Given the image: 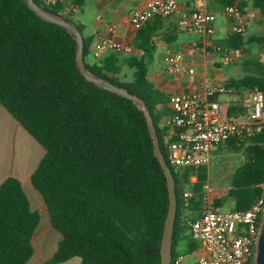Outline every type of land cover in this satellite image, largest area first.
Masks as SVG:
<instances>
[{
  "label": "trees",
  "instance_id": "16d2710c",
  "mask_svg": "<svg viewBox=\"0 0 264 264\" xmlns=\"http://www.w3.org/2000/svg\"><path fill=\"white\" fill-rule=\"evenodd\" d=\"M214 1L217 10L233 3ZM248 2L243 0L241 7ZM253 7L263 33L230 34L227 46L248 54L242 60L244 75L228 84L238 91L257 87L264 92V61L246 49L251 44L264 47V0H254ZM44 8L65 17L60 9ZM166 19L157 17L137 31L133 45L144 52L142 57L109 53L95 60L93 37L84 36V42L85 62L94 74L147 102L168 161V128L160 124L172 114L170 96L149 80L146 64L156 48L155 37L175 42L173 35L179 29L171 24L174 30H168ZM76 55L77 43L64 28L44 21L23 0H0V104L45 149L31 184L47 206L52 228L62 236L46 264L75 257L81 258V264H162L160 248L170 197L145 115L132 101L88 82L77 67ZM125 66L132 72L124 71ZM241 111L232 106L229 115ZM225 146L245 151L229 197L235 203L233 210L246 211L263 191L264 127L248 139H232ZM172 171L181 196L192 171ZM197 178L188 205L191 218L202 209L208 170L199 169ZM224 203L217 199L216 206ZM183 215L179 199L173 264L179 255L199 247L182 222ZM40 220L21 181L8 177L0 185V264L29 262ZM179 245L184 246L183 252L178 251Z\"/></svg>",
  "mask_w": 264,
  "mask_h": 264
},
{
  "label": "built area",
  "instance_id": "2783aa9c",
  "mask_svg": "<svg viewBox=\"0 0 264 264\" xmlns=\"http://www.w3.org/2000/svg\"><path fill=\"white\" fill-rule=\"evenodd\" d=\"M44 7L57 8L66 15L73 16V0H38ZM181 0H148L144 6L133 10L129 20L138 31L149 21L161 17L177 16L176 24L181 32L200 37L202 49L213 47L225 63H233L235 54L229 47L214 45L216 34L214 14L207 8L209 0H195L194 8L180 10ZM243 0H233L224 7V14L230 22L231 34L245 36L257 17V11L248 6L241 7ZM117 27L109 24L106 31L91 48L95 60L109 53L130 54L131 45L120 43L115 34ZM165 71L171 75H194L195 69L185 60L182 52H171L166 58ZM242 94V100L240 95ZM227 97L225 101L221 98ZM172 114L166 116L161 126L168 128L166 151L171 169L191 170L190 183L180 196L184 215L182 222L190 228L192 238L199 244L190 254H181L174 264H182L188 257L194 264H255L257 239L264 214V185L262 195L246 211H222L216 206L225 188L210 184L209 169L214 152L232 139L243 140L252 137L264 127V92L259 88L238 91L228 83H212L204 90L175 93L170 95ZM242 109L229 115V108ZM201 168L208 170V181L202 195V209L198 215H189V200L193 196L197 173ZM179 200V197H178ZM173 264V261H172Z\"/></svg>",
  "mask_w": 264,
  "mask_h": 264
},
{
  "label": "crops",
  "instance_id": "0c3cea01",
  "mask_svg": "<svg viewBox=\"0 0 264 264\" xmlns=\"http://www.w3.org/2000/svg\"><path fill=\"white\" fill-rule=\"evenodd\" d=\"M147 1L148 0H133V8L128 10L120 20L117 19V17L110 21H103L101 17L97 19L92 29L86 34L87 37H93L92 45L104 35L106 27L109 24H115L117 27V32L115 34L116 39L120 43L131 45L133 48L132 53L124 54L123 57L127 55L144 56V52L137 50L133 45L137 31L130 24L129 17L133 10L144 6ZM195 3V0H181L180 10H190L194 8ZM210 3L207 4V8L213 13L217 8V4L216 2ZM176 19L177 16L166 19V28L168 30H174L171 24L176 25ZM231 28L230 22L227 21L225 28L226 33L214 39L212 43L214 42V45H218L216 44L218 42L217 40H220L221 37L226 36L228 33L231 34ZM254 28L255 27H251L249 29L250 33L248 32V35L251 34ZM181 34H185L186 38H181ZM164 35L165 31L161 33V36ZM173 36L176 39L172 44H168L161 37H155L153 40L156 48L151 57H146L149 80L157 89L164 92L166 95L170 96L175 93L204 90L209 84L228 83L232 79L242 77L239 73V76L234 77L231 73L228 74L222 71L223 62L219 54L214 52L213 47H209V50L204 52L201 48L200 37L194 39L193 36L181 32L180 30L176 31ZM228 38L229 37L225 39L227 40ZM175 51L184 53L185 60L195 69L194 75H171L166 73V58L171 52ZM158 54L161 55L162 59L161 67L155 63ZM218 58H220V60ZM212 65L215 67V71L211 69L210 66ZM238 66L240 65L234 64V67L238 68ZM235 69L233 72L240 70V68L236 71ZM126 70L132 72L125 66L124 71ZM44 155L45 149L43 146H41L0 104V185L8 177L19 179L29 198L31 209L33 211H38L41 215V220L33 239L34 255L27 264L47 263L55 255L59 243L62 240L61 234L51 226L50 216L42 196L31 184V176L39 166ZM178 251L183 252L179 248ZM69 261L61 264H67Z\"/></svg>",
  "mask_w": 264,
  "mask_h": 264
},
{
  "label": "rangeland",
  "instance_id": "374dc122",
  "mask_svg": "<svg viewBox=\"0 0 264 264\" xmlns=\"http://www.w3.org/2000/svg\"><path fill=\"white\" fill-rule=\"evenodd\" d=\"M38 1V0H37ZM250 5L253 7L254 0H249ZM215 2L214 0H209L208 3ZM217 2V1H216ZM133 0H73L70 6L75 7L76 11L73 13V16H66L65 18L72 20L71 22H74L80 30H82L83 34L86 36L87 33L92 29L94 23L97 19L100 17L103 19V21H110L112 19H121L128 10L133 8ZM211 4V3H210ZM224 9H220V11L215 9L213 12L215 17V29L216 34L214 37H212V41L216 38H218L220 35H224L226 33V25H227V18L224 14ZM260 16L257 15L255 19H253L252 26L255 27L254 30L251 32L252 35L256 34H262L263 33V26L260 24ZM250 33V31L248 30ZM248 32L245 36H248ZM193 36V38H198V35L195 34H189ZM229 33L221 37L220 40L218 39L216 44L221 45L223 47H228L226 39L229 37ZM188 37V36H187ZM181 38L185 39L186 35L181 34ZM214 43V42H213ZM250 48L251 54H253L255 57H259L264 61V47H261L257 44H251L249 46H246ZM231 49V48H230ZM245 49V48H244ZM232 52L235 54V60L233 63H225L222 59V56H220L222 63V71L226 73H231L236 76H243L245 71L243 68L242 60L246 58L247 54L245 51L242 50H234L231 49ZM163 56V55H162ZM220 58H218L220 60ZM161 55L158 54L157 61L155 62L160 67L161 64ZM234 64H239L238 68L240 70L236 71L238 68L234 67ZM236 66V65H235ZM212 70H216L215 67L212 65L210 66ZM236 68V69H235ZM235 69L236 72H233ZM239 73V74H238ZM223 101L227 99V97L221 98ZM242 100V94L240 95V99ZM157 113L160 112V108L157 106L156 110ZM245 160V151L244 149L240 151H236L233 149L228 148L227 146L221 147L219 150L214 152L213 160L211 163V167L209 169L210 174V184L213 187L218 188H225L226 190L222 192L220 198L225 200V203L220 207L222 211H230L234 209V201L229 197V191L231 189V181L232 177L235 173V171L244 163ZM178 197L180 199V194H178ZM178 248L181 251H184V246L180 245ZM81 259L80 258H74L71 261H69L67 264H80ZM46 264V263H43ZM182 264H194V259L192 257H188Z\"/></svg>",
  "mask_w": 264,
  "mask_h": 264
},
{
  "label": "water",
  "instance_id": "95a60500",
  "mask_svg": "<svg viewBox=\"0 0 264 264\" xmlns=\"http://www.w3.org/2000/svg\"><path fill=\"white\" fill-rule=\"evenodd\" d=\"M23 1L28 5V7L34 13H36L44 21L50 22L52 24L64 28L75 39L77 43V55H76L77 67L80 73L82 74V76L88 82L94 83L95 85H97L98 87L104 90L110 91L112 93H115L119 96H122L132 101L136 105V107L144 113L148 124L149 133L154 142V154L160 161V164L164 170L168 183L170 206L168 209L165 227L163 231L160 254L162 258V264H172L174 227L178 212V194L176 190V180L173 171L171 167L168 165L165 156L162 152L158 130L147 102L144 99L140 98L139 96L134 95L127 89L119 87L113 84L112 82L108 81L107 79H104L94 74L87 67L85 62L84 34L74 22L67 20L65 17L61 15L53 14L52 12L48 11L40 4H38L36 0H23ZM255 264H264V214L262 217L259 235L257 239Z\"/></svg>",
  "mask_w": 264,
  "mask_h": 264
}]
</instances>
